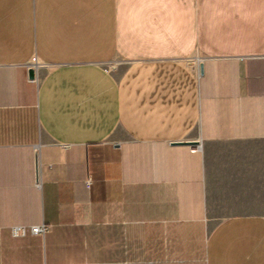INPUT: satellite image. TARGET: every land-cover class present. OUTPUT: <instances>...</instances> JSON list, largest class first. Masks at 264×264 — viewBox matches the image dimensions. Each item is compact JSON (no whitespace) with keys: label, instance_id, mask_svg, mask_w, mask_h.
Here are the masks:
<instances>
[{"label":"crops","instance_id":"1","mask_svg":"<svg viewBox=\"0 0 264 264\" xmlns=\"http://www.w3.org/2000/svg\"><path fill=\"white\" fill-rule=\"evenodd\" d=\"M0 264H264V0H0Z\"/></svg>","mask_w":264,"mask_h":264},{"label":"water","instance_id":"2","mask_svg":"<svg viewBox=\"0 0 264 264\" xmlns=\"http://www.w3.org/2000/svg\"><path fill=\"white\" fill-rule=\"evenodd\" d=\"M199 71L202 72V64H200L199 66ZM33 77H35V69L34 67L31 65L28 69V78L33 79ZM175 144H182V145H193V144H197V142H192V141H182V142H174Z\"/></svg>","mask_w":264,"mask_h":264},{"label":"built area","instance_id":"3","mask_svg":"<svg viewBox=\"0 0 264 264\" xmlns=\"http://www.w3.org/2000/svg\"><path fill=\"white\" fill-rule=\"evenodd\" d=\"M37 62V60H36V58L33 60V64L34 63H36ZM29 230H30V232L32 233V234H43L44 232H46V228H45V226H31L30 228H29ZM25 232V230H24V228H21V233L23 234Z\"/></svg>","mask_w":264,"mask_h":264}]
</instances>
